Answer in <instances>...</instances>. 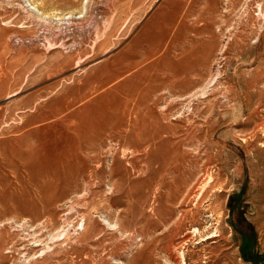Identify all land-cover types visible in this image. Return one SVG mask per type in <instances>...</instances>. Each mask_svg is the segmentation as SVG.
Instances as JSON below:
<instances>
[{
    "label": "rangeland",
    "instance_id": "obj_1",
    "mask_svg": "<svg viewBox=\"0 0 264 264\" xmlns=\"http://www.w3.org/2000/svg\"><path fill=\"white\" fill-rule=\"evenodd\" d=\"M0 264H264V0H0Z\"/></svg>",
    "mask_w": 264,
    "mask_h": 264
},
{
    "label": "crops",
    "instance_id": "obj_2",
    "mask_svg": "<svg viewBox=\"0 0 264 264\" xmlns=\"http://www.w3.org/2000/svg\"><path fill=\"white\" fill-rule=\"evenodd\" d=\"M167 18H169V15L165 12H150L146 16L145 20H143L144 23L142 25L140 34V38L145 41L144 46H174L177 34H174L172 38L169 37L167 43L165 44V35L167 34L166 29L169 27V23L166 21ZM169 41L171 43H169ZM41 99L44 98H40L39 100ZM36 102L34 104H36Z\"/></svg>",
    "mask_w": 264,
    "mask_h": 264
},
{
    "label": "built area",
    "instance_id": "obj_3",
    "mask_svg": "<svg viewBox=\"0 0 264 264\" xmlns=\"http://www.w3.org/2000/svg\"><path fill=\"white\" fill-rule=\"evenodd\" d=\"M37 33H38L39 35H42V37H44V34L42 33V29H40V31L37 30ZM40 33H42V34H40ZM46 40H47V39H46Z\"/></svg>",
    "mask_w": 264,
    "mask_h": 264
},
{
    "label": "bare ground",
    "instance_id": "obj_4",
    "mask_svg": "<svg viewBox=\"0 0 264 264\" xmlns=\"http://www.w3.org/2000/svg\"><path fill=\"white\" fill-rule=\"evenodd\" d=\"M210 237V236H209Z\"/></svg>",
    "mask_w": 264,
    "mask_h": 264
}]
</instances>
